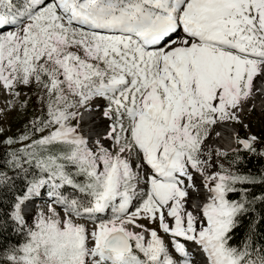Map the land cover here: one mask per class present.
<instances>
[{"label": "snow or ice", "instance_id": "1", "mask_svg": "<svg viewBox=\"0 0 264 264\" xmlns=\"http://www.w3.org/2000/svg\"><path fill=\"white\" fill-rule=\"evenodd\" d=\"M0 89V264H264V0H0Z\"/></svg>", "mask_w": 264, "mask_h": 264}, {"label": "rangeland", "instance_id": "2", "mask_svg": "<svg viewBox=\"0 0 264 264\" xmlns=\"http://www.w3.org/2000/svg\"><path fill=\"white\" fill-rule=\"evenodd\" d=\"M11 30V29H9ZM4 31H8L7 28ZM22 97L23 94H28L29 97L34 95L35 89L34 88H22L20 89ZM10 99L3 89H0V108H4L5 101ZM260 103V102H259ZM259 103H257L259 105ZM34 109H38V105L33 102V100L30 99L28 107H27V113L30 115ZM20 111L19 106L17 105V109L13 111H9L6 114L0 113V127L10 128L11 131L9 134H12L13 131L24 122V120L29 118V115H25L23 120L18 119L17 113ZM249 126L252 133L258 135V131L261 130L264 127V110H258L257 112L253 113L249 118ZM237 129L246 130L243 127L237 125ZM61 215L63 213L61 212ZM34 219V217H33Z\"/></svg>", "mask_w": 264, "mask_h": 264}, {"label": "trees", "instance_id": "3", "mask_svg": "<svg viewBox=\"0 0 264 264\" xmlns=\"http://www.w3.org/2000/svg\"><path fill=\"white\" fill-rule=\"evenodd\" d=\"M31 100H33V102L36 103L35 95L31 96ZM21 125L22 123L13 132H16L18 129H21ZM245 131L247 130L239 129L238 130L239 136L242 137L245 134ZM262 131H264V127L258 131V135ZM0 151H2V146H0ZM240 170L242 172H249L253 174H259L260 172H264V156H255L251 154L247 155L242 166L240 167ZM246 187L250 188L253 191V193H255L256 191L264 190V184H257L255 187H253V185L251 184H248L246 185ZM236 195H239V193H230V198H235ZM245 219H247V217ZM10 235L12 236V239L9 241V243L15 244V243H22L24 241V235L22 233H19L18 231L13 232ZM240 235H242V233H239L238 230V235H234L233 239L229 241V243H239ZM257 242L264 243V237H258Z\"/></svg>", "mask_w": 264, "mask_h": 264}, {"label": "bare ground", "instance_id": "4", "mask_svg": "<svg viewBox=\"0 0 264 264\" xmlns=\"http://www.w3.org/2000/svg\"><path fill=\"white\" fill-rule=\"evenodd\" d=\"M9 30V29H7ZM257 103H259V100L257 101ZM249 119L247 120V123H249ZM237 130V127L235 130H233V133L230 135L228 133H221V139L215 140V146L216 147H223L224 150H229L233 147H235V132ZM219 131V130H218ZM204 197L203 196H199L194 198V200L189 201V203H195L197 200H202Z\"/></svg>", "mask_w": 264, "mask_h": 264}]
</instances>
